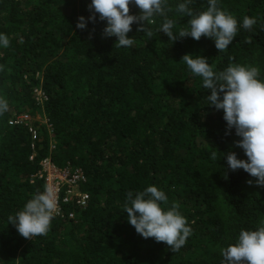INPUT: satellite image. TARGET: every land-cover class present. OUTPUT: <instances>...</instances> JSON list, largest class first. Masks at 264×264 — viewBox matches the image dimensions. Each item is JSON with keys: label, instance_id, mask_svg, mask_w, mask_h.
<instances>
[{"label": "trees", "instance_id": "1", "mask_svg": "<svg viewBox=\"0 0 264 264\" xmlns=\"http://www.w3.org/2000/svg\"><path fill=\"white\" fill-rule=\"evenodd\" d=\"M180 3L166 0L165 15L146 22L153 37L134 23L128 33L134 44L117 47L116 37L103 36L99 14L95 23L88 20L91 0H0V34L9 39L0 46V98L8 104L0 114V264H222V249L238 243L241 230L264 226V187L249 185L254 177L227 165L230 151L246 159L234 144L240 137L223 110L208 104L203 78L182 60L205 57L216 73L230 64L257 67L264 82V0H217L238 26L224 51L210 38L172 42L160 31L165 19L175 21L177 37L190 28L191 17L176 11ZM208 6V0L189 5L195 14ZM80 16L84 30L76 27ZM245 16L256 19L250 30ZM35 89L47 97L52 135L34 123L32 149L28 127L10 121L35 115ZM45 158L81 169L89 200L83 209L65 205V217H53L47 235L25 239L8 217L43 192L37 174ZM148 186L165 193V210L178 204L192 229L177 252L143 238L127 220V193Z\"/></svg>", "mask_w": 264, "mask_h": 264}, {"label": "clouds", "instance_id": "2", "mask_svg": "<svg viewBox=\"0 0 264 264\" xmlns=\"http://www.w3.org/2000/svg\"><path fill=\"white\" fill-rule=\"evenodd\" d=\"M191 3L192 0H185L176 9L182 15L191 17L189 29L180 30L177 37L172 31L175 21L165 19L160 31L172 42L184 37L197 41L206 37L214 40L218 51L226 50L237 34V20L221 10L217 0H208L207 10L199 14L189 7ZM130 4L139 8L138 15L130 14ZM166 7V0H91L88 9L92 14L88 20L95 23L96 14H99V19L106 21L103 36L116 37L117 47H131L134 44V40L128 36L132 31L131 26L135 23L138 25L137 32L153 37L154 33L146 27V22H152L157 14L164 16ZM167 10L171 11L170 8ZM86 23L85 17L80 16L76 27L84 30ZM255 24L256 19L244 17L245 29L250 30ZM0 46H9L5 34H0ZM182 60L193 74L203 78V87L211 93L206 97L208 104L216 110H223L228 129L234 128L235 134L240 137L234 144L243 149L247 160L238 159L236 153L230 151L226 154L229 169H243L256 178L257 186L264 187V82L257 79L259 69L230 64L224 71L216 73L205 57L193 58L192 54H185ZM7 109V101L0 98V114ZM212 159H216V152H212ZM246 183L251 185L253 181ZM127 201L124 212L139 235L163 242L172 252L179 251L185 245L192 229L178 211V204L174 203L168 210L162 207V204H167L163 191L156 186H148L135 195L129 191ZM57 212L56 193L52 188H47L35 194L15 216L10 215L8 221L23 238L31 240L34 236L47 235ZM221 254L224 258L222 264H264V226L255 231L241 230L238 243L222 249Z\"/></svg>", "mask_w": 264, "mask_h": 264}, {"label": "built area", "instance_id": "3", "mask_svg": "<svg viewBox=\"0 0 264 264\" xmlns=\"http://www.w3.org/2000/svg\"><path fill=\"white\" fill-rule=\"evenodd\" d=\"M36 103L39 105L34 116L29 114H20L16 116L10 124L18 126H27L30 133L31 148H34V142L37 139V131L34 123L44 124L52 135V126L44 113L43 106L47 101V97L40 89L34 90ZM54 142L51 141L50 149H54ZM32 159V158H30ZM40 171L37 174L39 179H43V192L47 188H52L57 196L58 212L54 217L63 219L65 217L64 206L69 204L73 208L83 209L88 203L89 196L81 190V186L85 184L86 178L79 168H73L70 164L64 167H58L50 158H45L40 163ZM67 213V212H66ZM67 218L74 220L75 214L69 211Z\"/></svg>", "mask_w": 264, "mask_h": 264}, {"label": "rangeland", "instance_id": "4", "mask_svg": "<svg viewBox=\"0 0 264 264\" xmlns=\"http://www.w3.org/2000/svg\"><path fill=\"white\" fill-rule=\"evenodd\" d=\"M245 160H247V157H246V159ZM255 177H254V180H253V183H252V186H257L256 184H255Z\"/></svg>", "mask_w": 264, "mask_h": 264}]
</instances>
